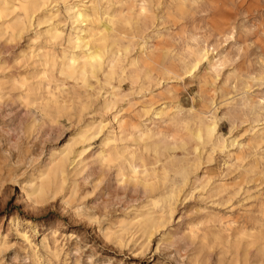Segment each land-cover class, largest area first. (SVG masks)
I'll return each mask as SVG.
<instances>
[{
  "label": "rangeland",
  "instance_id": "rangeland-1",
  "mask_svg": "<svg viewBox=\"0 0 264 264\" xmlns=\"http://www.w3.org/2000/svg\"><path fill=\"white\" fill-rule=\"evenodd\" d=\"M92 1L102 12L117 8L108 0L86 7ZM151 1L153 21L123 29L132 48L123 66L170 53L167 62L182 67L202 48L215 69L205 60L159 81L154 65L153 81L119 73L106 85L99 74L82 87L43 65L46 52H71L77 24L66 7L79 0H46L14 39L3 20L17 14L0 20V264H264V0ZM53 27L64 36L50 43ZM50 92L59 110L47 106ZM198 117L216 122L221 143L192 136ZM105 153L136 156L138 177L159 182L156 198L179 191L148 242L132 224L162 205L127 180L128 161L105 164ZM60 160L59 189L35 194L42 171Z\"/></svg>",
  "mask_w": 264,
  "mask_h": 264
},
{
  "label": "bare ground",
  "instance_id": "bare-ground-1",
  "mask_svg": "<svg viewBox=\"0 0 264 264\" xmlns=\"http://www.w3.org/2000/svg\"><path fill=\"white\" fill-rule=\"evenodd\" d=\"M108 2L113 7H117L112 13L107 10L104 12L100 11L98 3L95 1H92L89 7H86L84 0H79L78 4L66 7V12L72 21V25L77 24V27L68 36L70 53H63L58 56L52 52H46L43 55V65L45 69L51 70L50 74L52 76L55 71H58L60 76L76 82L77 85L81 84L82 87H89L90 80L98 78L99 74L103 76L104 84L106 85H110L111 81L119 73L121 74L119 78L131 79L132 83H136L140 78L142 79L141 74H143L145 80L153 81L150 73L154 70V65L159 67L158 76H156L159 77V81L161 79L170 80L173 77H180L182 75H180L181 70L184 71V74H192L200 68V65L205 60L210 69L216 68L217 63L210 60L208 51L202 48L191 49L187 57L180 61L182 67L173 65V62H167L166 59L170 53H164V55H159L158 57L151 55L149 60H142L140 57L135 58L131 60L129 67L126 68V66H123L124 58L131 53L132 48L131 43L125 41V37L122 36L124 33L123 29L125 26H146L151 23L153 21L151 9L153 2L151 0H139V5L114 2L113 0H108ZM45 4L46 0L0 1V20L8 18L12 14H17L15 23H11L13 22L12 20L9 23L3 20V26L8 24L5 28V33H11L12 39L20 36L31 23L34 15L41 11ZM103 18L106 20H103ZM48 34L50 43H55L64 36L63 32L56 27L51 28ZM44 72L45 74L48 73ZM25 92L26 103H32L33 100L30 98V95L34 92L32 86L26 87ZM50 94L52 97L47 106H55L54 109L59 110L62 101L59 102L55 93L50 92ZM163 113L159 112L158 115ZM195 125L197 128L192 131L194 138L205 143L214 142L213 138H215L217 127L215 121L210 120L207 123L202 117H198ZM119 126H122V124L119 123ZM262 135L264 137V134ZM145 136H148V134H145ZM149 138L153 139L154 137L150 135ZM215 140L219 144L222 141V137H217ZM150 145H154V148H151L152 146L149 148L156 155H159L160 147L158 143L153 141ZM186 145L184 143L182 147ZM149 148L148 150H150ZM100 157L101 161L108 165L122 158L128 161L127 166L133 168L131 173L134 174V177L127 180L131 182L138 181V184L154 197L150 202L154 208H158L160 204L162 205L160 212L144 213L137 223L132 224L138 233H141L142 237L146 238L147 242L150 241L152 236L168 223L170 216L172 217L179 191L171 189L156 198L154 193L159 189V182H155L154 179H148L147 176L138 177L137 164L134 162L137 160L136 156L128 158L119 153H117V156L105 153L101 154ZM141 161L142 163L144 162L143 160ZM184 170L186 171V169ZM64 171L65 160L54 161L46 171H42L41 183L36 187L34 193L45 197L49 192L58 190V182L61 180ZM185 174L186 172H183V176Z\"/></svg>",
  "mask_w": 264,
  "mask_h": 264
}]
</instances>
